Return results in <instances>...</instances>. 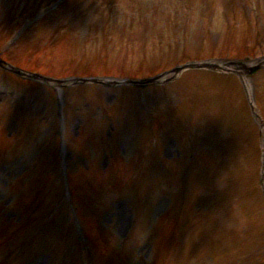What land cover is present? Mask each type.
<instances>
[{
	"label": "rangeland",
	"instance_id": "obj_1",
	"mask_svg": "<svg viewBox=\"0 0 264 264\" xmlns=\"http://www.w3.org/2000/svg\"><path fill=\"white\" fill-rule=\"evenodd\" d=\"M6 1L12 2V0ZM178 1L179 4H177L175 0H111L108 8H85L84 12H87L85 18L81 20L82 15H80L75 18L76 22L73 24V31L78 33L80 42L77 43L78 50L74 52L72 57L75 60L81 61V64H90L91 67L97 68L100 73L109 72L112 75H121L124 71H130V74H133L135 72H140L141 69H159V67H163L164 64L173 63L174 51L181 45L189 43L195 48L200 46L202 42L206 41H202L203 38L207 37L206 25L213 28L212 30L215 29L220 31V35L222 34L223 37L230 34V22H227L225 26L220 19L224 14L227 15L229 19L232 18L234 8L233 0H223L218 5L217 12L212 14L208 19L205 17V14H207V10L211 8L209 0H202L203 3L193 7L191 4L187 5L189 0ZM38 3L42 4V2ZM8 12L9 10L2 7L0 10V18L5 17ZM260 13L261 10H259L258 14L264 19V16ZM215 14L219 15L216 19L214 16ZM212 19L215 21L211 23ZM26 21L29 23L32 19L29 18ZM25 24L27 25V23ZM52 27H55V25L50 27L43 26L47 31H50ZM243 31H245V27L242 28V32ZM238 35L241 36V33H238ZM228 38L229 36L227 39ZM32 41H38V39ZM47 43L48 39L45 40V44ZM22 47V45L18 44L9 52L12 58L23 56ZM64 56V53L62 54L59 52L55 59L64 58ZM131 56H133L134 61L132 62L133 64L129 66V63H131ZM44 57L43 61L45 62L43 68L47 69L52 59L50 51L45 52ZM40 63L41 61L38 60L37 65ZM63 63V61H57V64ZM243 82L247 85L251 80L243 79ZM193 84L196 87L195 80L190 79L185 81L180 87ZM21 88L27 91L29 95L25 96L21 89L14 90L13 88L12 94L17 93V103L22 102L25 109L30 108L31 105L25 102L32 101L33 95L30 94V92H38L41 91V89H35L30 86H23ZM54 93L58 98L54 104V112L51 114V122L53 118L54 121L52 123L57 128V132H54V134L59 137V151H61L64 156L69 154V150H67L69 147L66 146V136L68 134L74 135L78 131L79 126L83 124V121L85 123L86 117L82 115L83 111L92 113L96 119L101 120L98 124V132L101 131V123L107 124V122H109L108 124L116 131L129 125L132 134H140V132H138L139 128L130 118L122 121V123L119 120H113L112 122L105 121V114L107 113L109 115V109L105 108V106L112 105L116 99L113 92V95H108L110 92L105 90L89 88L82 95L75 98V102L70 101L67 104L65 103V95L59 90H54ZM168 97V93H165L159 95V99L156 98V101H163ZM12 99L13 96H0V105H6L2 104L3 101L7 102L10 100L11 103ZM123 100H121V102ZM138 100L139 99L135 97L134 107L128 106L130 111L136 108V104H139ZM7 107L9 106L7 105ZM75 108L76 115L74 113ZM144 117L148 116L144 115ZM112 118L122 119L121 117ZM7 126L8 130L13 132L17 129L18 123L9 120ZM133 141V139L129 141V139L124 138L122 143L120 142L121 144H118V148L120 146L121 149H127L129 151L131 150ZM85 150L87 151V148H85ZM65 151L68 153H65ZM88 151H90V154L85 156L87 160L101 155L100 151L96 153V151L91 148H89ZM71 153L72 152H70V155H72ZM69 163L70 165H77L82 168H88L85 167L84 164L90 165L89 161L84 163L75 157L70 160ZM24 169L25 162L21 158H16L12 162H4L2 164L0 167V200L3 199L4 194L7 193L6 187L8 183ZM120 210L121 212L124 211V209ZM118 219L119 217L115 216L116 223ZM126 227L121 231L122 235L127 233L128 229H126ZM133 240L137 241L135 234ZM140 251H142V248Z\"/></svg>",
	"mask_w": 264,
	"mask_h": 264
}]
</instances>
